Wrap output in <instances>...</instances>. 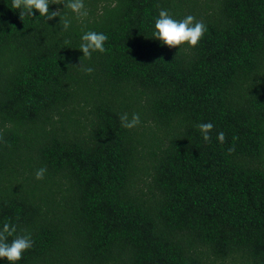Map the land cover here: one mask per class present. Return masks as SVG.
Instances as JSON below:
<instances>
[{
    "label": "trees",
    "instance_id": "16d2710c",
    "mask_svg": "<svg viewBox=\"0 0 264 264\" xmlns=\"http://www.w3.org/2000/svg\"><path fill=\"white\" fill-rule=\"evenodd\" d=\"M84 2L64 31L0 0V226L34 242L17 264H264V0ZM161 9L202 21L199 44L155 39Z\"/></svg>",
    "mask_w": 264,
    "mask_h": 264
},
{
    "label": "clouds",
    "instance_id": "9594fccd",
    "mask_svg": "<svg viewBox=\"0 0 264 264\" xmlns=\"http://www.w3.org/2000/svg\"><path fill=\"white\" fill-rule=\"evenodd\" d=\"M50 5H63V9L57 8L50 11ZM12 8L20 10V18L35 15L39 12L40 17H45L47 21L60 18V25L64 31L68 30L71 20L68 18L65 10H70L78 20H82L88 16V10L84 0H12ZM155 31L153 33L155 39L167 45L169 48H180L182 45L196 47L206 32V25L202 21H197L193 15H187L181 20L175 19L168 10L161 9L158 18L154 24ZM80 51L83 57L91 58L93 52L104 53L106 51L105 42L108 36L102 32L87 31L81 37ZM82 72L91 74L94 69L85 66L80 61L79 66ZM121 126L127 129L135 128L140 124L139 114L133 113L129 118L128 113L120 115ZM201 132L205 142L211 140L210 133L214 129L211 122L199 123L196 126ZM218 141L223 144L226 141L223 131L217 134ZM2 140V137H0ZM234 148H229L228 152L232 153ZM47 169L42 167L35 173L37 180H42ZM17 225L6 221L0 226V259H6L9 264H17L23 258V254L33 247L31 234L16 235ZM12 237L11 240L9 238Z\"/></svg>",
    "mask_w": 264,
    "mask_h": 264
}]
</instances>
